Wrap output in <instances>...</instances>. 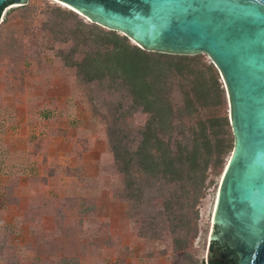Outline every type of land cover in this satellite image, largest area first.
I'll return each mask as SVG.
<instances>
[{"label": "rangeland", "instance_id": "rangeland-1", "mask_svg": "<svg viewBox=\"0 0 264 264\" xmlns=\"http://www.w3.org/2000/svg\"><path fill=\"white\" fill-rule=\"evenodd\" d=\"M33 2L103 26L59 0ZM37 21L25 27L35 30ZM21 27L9 26L0 37V264H186L167 237L138 235L143 215H126L131 205L118 197L121 178L86 88L44 36L37 35L35 46ZM225 168L197 204L196 232L184 253L196 264L209 258ZM232 247L245 255L241 244Z\"/></svg>", "mask_w": 264, "mask_h": 264}, {"label": "trees", "instance_id": "trees-1", "mask_svg": "<svg viewBox=\"0 0 264 264\" xmlns=\"http://www.w3.org/2000/svg\"><path fill=\"white\" fill-rule=\"evenodd\" d=\"M12 12L15 17L9 18ZM4 13L0 37L17 24L35 43L37 35L44 36L86 88L91 115L104 124L121 178L118 197L131 205L126 215H143L138 235L167 237L181 262L196 264L184 253L196 232L197 204L233 148L217 68L201 53L141 49L124 35L55 5L37 9L27 0ZM36 18L35 30L25 27Z\"/></svg>", "mask_w": 264, "mask_h": 264}, {"label": "water", "instance_id": "water-1", "mask_svg": "<svg viewBox=\"0 0 264 264\" xmlns=\"http://www.w3.org/2000/svg\"><path fill=\"white\" fill-rule=\"evenodd\" d=\"M26 1L0 0V14ZM59 1L141 49L203 53L217 68L233 148L214 216L226 229L213 238H234L243 264H264V0Z\"/></svg>", "mask_w": 264, "mask_h": 264}, {"label": "flooded vegetation", "instance_id": "flooded-vegetation-1", "mask_svg": "<svg viewBox=\"0 0 264 264\" xmlns=\"http://www.w3.org/2000/svg\"><path fill=\"white\" fill-rule=\"evenodd\" d=\"M226 229V228H225ZM224 228L215 226L213 229V235L224 232ZM211 236V243L209 245V261L212 264H243V258L237 254L234 247H232V237L219 236L218 239ZM247 262V261H246ZM248 263V262H247Z\"/></svg>", "mask_w": 264, "mask_h": 264}, {"label": "bare ground", "instance_id": "bare-ground-1", "mask_svg": "<svg viewBox=\"0 0 264 264\" xmlns=\"http://www.w3.org/2000/svg\"><path fill=\"white\" fill-rule=\"evenodd\" d=\"M226 169H227V165H226V168L224 170L226 171ZM225 171H224V173H225ZM224 173H223V176H224ZM223 176H222V179H223ZM222 179L220 181V185H221ZM219 188H220V186H219ZM218 195H219V189H218L217 198H216V205H215L214 212H213V218H212L213 221H214V216H215V211H216V206H217V201H218Z\"/></svg>", "mask_w": 264, "mask_h": 264}]
</instances>
